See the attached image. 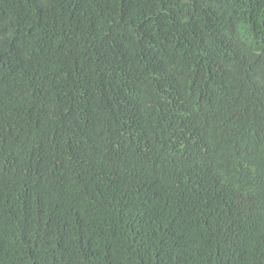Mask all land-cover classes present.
<instances>
[{
	"label": "trees",
	"instance_id": "obj_1",
	"mask_svg": "<svg viewBox=\"0 0 264 264\" xmlns=\"http://www.w3.org/2000/svg\"><path fill=\"white\" fill-rule=\"evenodd\" d=\"M0 264H264V0H0Z\"/></svg>",
	"mask_w": 264,
	"mask_h": 264
}]
</instances>
